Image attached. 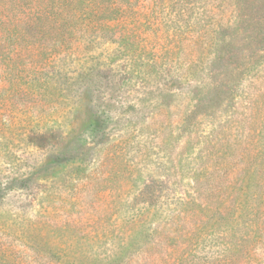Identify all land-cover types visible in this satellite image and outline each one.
I'll return each mask as SVG.
<instances>
[{
	"label": "rangeland",
	"instance_id": "rangeland-1",
	"mask_svg": "<svg viewBox=\"0 0 264 264\" xmlns=\"http://www.w3.org/2000/svg\"><path fill=\"white\" fill-rule=\"evenodd\" d=\"M260 161L264 0H0V264H250Z\"/></svg>",
	"mask_w": 264,
	"mask_h": 264
},
{
	"label": "trees",
	"instance_id": "trees-1",
	"mask_svg": "<svg viewBox=\"0 0 264 264\" xmlns=\"http://www.w3.org/2000/svg\"><path fill=\"white\" fill-rule=\"evenodd\" d=\"M264 166V161H260ZM251 193V195H250ZM221 210L226 215L227 222L224 226L229 227L222 233L223 239L229 240L232 235L237 238V248L245 250L247 260L250 264H256L255 252L252 248L244 247V240L248 238L247 231L258 228V224L251 219H246V214L251 213L254 216L261 214L264 216V172H248L243 174L240 180V191L235 196H226L222 198ZM233 227V228H230ZM207 264H214L208 262ZM216 264H246L237 256L224 258Z\"/></svg>",
	"mask_w": 264,
	"mask_h": 264
}]
</instances>
